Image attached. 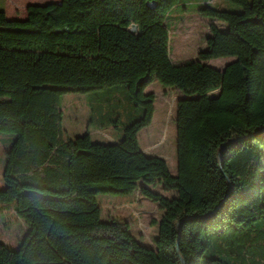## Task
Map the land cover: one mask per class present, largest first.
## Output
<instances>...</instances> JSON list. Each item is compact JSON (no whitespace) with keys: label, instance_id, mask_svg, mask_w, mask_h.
<instances>
[{"label":"trees","instance_id":"obj_1","mask_svg":"<svg viewBox=\"0 0 264 264\" xmlns=\"http://www.w3.org/2000/svg\"><path fill=\"white\" fill-rule=\"evenodd\" d=\"M226 1L231 9L211 7L220 0L194 4L228 29L209 24L206 49L175 64L166 20L182 0H59L27 6L24 20L8 19L0 0V132L15 135L6 152L0 208L12 206L26 224L17 249L0 243V264H32L44 232L37 206L76 205L90 214H53L50 235L69 244L80 264L90 251L106 264H264V0ZM93 15L121 29L134 23L144 35L136 51L122 45L131 69L55 76L58 39L87 34ZM228 56L235 60L223 69L204 62ZM152 80L181 93L174 176L162 157L138 146L137 133L154 110L155 94L145 91ZM213 91L216 97L209 96ZM63 94L82 96L96 132L120 134L128 162L109 164L108 147L89 133L65 135ZM82 160L97 167L80 176ZM158 183L175 195L148 187ZM136 190L162 209L155 249L140 245L127 222L100 219L98 193Z\"/></svg>","mask_w":264,"mask_h":264},{"label":"rangeland","instance_id":"obj_2","mask_svg":"<svg viewBox=\"0 0 264 264\" xmlns=\"http://www.w3.org/2000/svg\"><path fill=\"white\" fill-rule=\"evenodd\" d=\"M57 1L59 0H40L41 3ZM220 1H223L222 5L215 3L211 7L214 9H231L229 5L233 3L226 0ZM89 22L91 30L87 34H96L98 38L104 36L105 40L113 37L114 45L107 46L105 43L104 48H102L103 43L96 42L92 44L91 50H85L86 53L82 52V49H77L79 37L59 38L55 76L74 77L77 73L79 74V71L75 74V69H73L76 66L85 67L87 74L83 76L107 74L108 69L112 67H117L116 71L127 70V63H125L122 54V43L128 36L133 44H138L140 38L136 33L134 23H131L126 29L117 27L119 31L125 32V36H118L117 33L115 34L114 24L109 19L106 20L98 15H93ZM211 22L215 23L216 27L222 31L228 29L225 21L204 16L197 9L195 12L190 10L186 16L180 13V8L174 9L170 13L166 20V26L169 30V49L173 63H187L196 56L200 49H206L205 40L208 34V25ZM106 49L113 51L114 58L112 60L103 55ZM234 60V56H228L207 59L204 62L209 66L222 69L227 62ZM145 91L155 94L154 110L151 121L137 133L138 146L148 155L162 157L167 163L170 174L174 176L177 173L175 118L177 99L181 93L174 86L162 85L156 80L150 81L146 85ZM217 95L218 91L209 94L210 97ZM60 106L63 111L61 126L67 137L72 138L76 135L89 133L92 141L103 143L108 147L109 164L119 161L121 163L128 162L129 151H125L119 146L120 144L116 143L119 142L120 134L110 129L103 130L102 133L96 132L94 125L90 123L89 113L83 111L84 108L82 110V104L77 101L76 97L73 98L72 94H63L60 99ZM14 138L13 133L0 132V189L4 188L2 175L6 163V152ZM261 160L264 166V149L261 151ZM87 162L93 161L82 160L78 175L81 176L84 171H93L95 170L93 168L97 167ZM143 185L142 182L139 183V186ZM148 187L152 191L167 197L175 195V191H165L159 183L153 186L148 185ZM96 201L101 207L100 219L102 221L110 219L125 221L128 223L130 234L140 245L151 249L156 248L155 239L158 235V222L162 216V209L154 200L136 190L129 194L98 193ZM37 208L44 231L39 243L43 242V244L32 253V264H80L70 255L68 245H59V242L57 243L52 239L50 220L53 211L69 218L87 216L90 211L80 205L64 208L37 206ZM25 233V221L14 211L13 207L10 206L4 210L0 208V243L17 249ZM84 264L106 263L95 261L93 253L90 251Z\"/></svg>","mask_w":264,"mask_h":264},{"label":"crops","instance_id":"obj_3","mask_svg":"<svg viewBox=\"0 0 264 264\" xmlns=\"http://www.w3.org/2000/svg\"><path fill=\"white\" fill-rule=\"evenodd\" d=\"M207 0H182V2H180L179 4H178V6L177 7H180L181 9H180V13L182 14V15H188V12L190 11V10H192V12H195V8H194V4L195 3H203V2H206ZM209 1V0H208ZM214 2L215 1H219V0H213ZM1 2H2V9L4 10V12H5V15H6V17L8 18V19H16V20H24L25 18H26V16H27V13H26V9H27V6L28 5H30V4H39V5H42V4H45V3H41L40 2V0H1ZM175 9V8H174ZM176 9H178V8H176ZM170 15V14H169ZM168 15V16H169ZM107 19H109V18H107ZM106 19V20H107ZM110 20V19H109ZM111 21V20H110ZM212 23V22H211ZM210 23V24H211ZM209 26V25H208ZM114 27V29H115V34L117 33V35L119 36V35H124L125 36V32H122V31H119V29H117V27L114 25L113 26ZM208 35V34H207ZM207 35H206V37H207ZM138 37L140 38V40H139V42H138V44H133L132 43V41L128 38V36H126V38L123 40V43H122V45L123 44H130L131 45V47H132V49L134 50V51H136L138 48H139V46L141 45V43H142V41H143V38H144V35H138ZM80 39L77 41V44H78V46H77V49H82V52H86L87 53V51H85V50H91V47H92V44H94V43H103V45H102V48H104V44L106 43V45L107 46H111L112 44L114 45V40H113V37H109V38H107L106 40H105V38H104V36H100L99 38L98 37H96V34H85L84 36H82V37H79ZM60 41V39H58V41H57V44L59 45V42ZM73 46V45H72ZM204 48H202V49H200V50H203ZM113 51L111 50V49H106V52L104 51V53H103V55L105 56V57H107V58H109L110 60H112L113 58H114V54L112 53ZM199 52V51H198ZM122 54H123V52H122ZM123 56H124V54H123ZM196 57V56H195ZM194 57V58H195ZM124 58H125V56H124ZM193 58V59H194ZM170 59H171V57H170ZM193 59H190V60H193ZM125 63H127V70L128 69H131V65H130V63L126 60V58H125ZM227 64V63H226ZM225 64V65H226ZM70 67V66H69ZM224 68V67H223ZM222 68V69H223ZM73 69H75V74L77 73V71H79V74L77 73L76 75H74V77L75 76H83V75H86L87 74V70L85 69V67H81V66H76L75 68H73ZM116 69H117V67L116 68H114V67H112V68H110V69H108V73H110V72H112V71H116ZM104 70V69H103ZM87 77H89V76H87ZM72 97L73 98H75L76 97V99H77V101L78 102H80V104H82V110H83V108H84V103H83V100H82V96H79V95H73L72 94ZM80 97V98H79ZM83 111H85V110H83ZM116 142V141H115ZM116 143H118V142H116ZM120 147H122V149H125V151L126 150H128L129 151V149H128V145H127V143H125V142H122V143H120V145H119ZM56 212L55 211H53V214H55ZM41 239V238H40ZM38 243H39V241H38ZM37 243V245H36V247L34 248V251H35V249L37 248V247H39L41 244H43V242L42 243H39L38 244ZM58 243V242H57ZM59 245H63L64 243H58ZM66 245H68V248H70V245L69 244H66ZM34 251L32 252V253H34ZM70 253V252H69ZM33 255V254H32ZM71 255V254H70Z\"/></svg>","mask_w":264,"mask_h":264},{"label":"water","instance_id":"obj_4","mask_svg":"<svg viewBox=\"0 0 264 264\" xmlns=\"http://www.w3.org/2000/svg\"><path fill=\"white\" fill-rule=\"evenodd\" d=\"M47 3H50V2H47ZM30 5H39V4H30ZM29 6V5H28ZM13 20H16V19H13ZM136 27V26H135Z\"/></svg>","mask_w":264,"mask_h":264},{"label":"built area","instance_id":"obj_5","mask_svg":"<svg viewBox=\"0 0 264 264\" xmlns=\"http://www.w3.org/2000/svg\"><path fill=\"white\" fill-rule=\"evenodd\" d=\"M98 57V56H97Z\"/></svg>","mask_w":264,"mask_h":264}]
</instances>
